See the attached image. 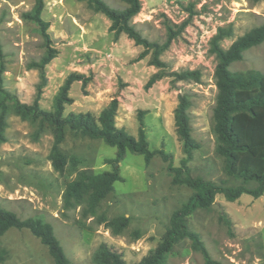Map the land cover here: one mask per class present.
<instances>
[{
	"label": "rangeland",
	"instance_id": "obj_1",
	"mask_svg": "<svg viewBox=\"0 0 264 264\" xmlns=\"http://www.w3.org/2000/svg\"><path fill=\"white\" fill-rule=\"evenodd\" d=\"M42 1L41 17L48 22L57 52L39 68L31 63H38L44 54L43 39L38 25L24 16L36 0H0L1 82L6 90L24 103L37 98L41 108L51 110L66 77L71 72L82 74L84 79L70 86L72 102L64 113L89 111L97 116L116 98V125L137 135L141 114L149 148L171 153L174 166L185 156L174 109L179 97L186 95L191 135L198 143L187 161L191 175L227 185L240 183L225 173L223 158L215 151L212 39L219 28L229 29L231 33L217 41L227 48L236 37L264 24V0H140L141 8L131 22L142 37L162 44L168 29L177 32L159 55L163 67L151 63L152 49L123 32L115 37L111 20L84 1ZM103 1L113 8L126 5L123 0ZM229 69L264 72V41L244 51ZM185 70L198 71L199 80L175 79L173 72ZM154 74L160 77L148 85ZM52 141L49 128L8 114L0 143V206L21 219L37 216L49 221L74 264H94L101 243L121 254L127 264L139 262L158 244L171 213L187 200L191 188L172 182L168 161L159 155L147 163L142 154L127 151L117 164L122 180L114 182L94 215L83 217L80 206H64V188L82 168L111 170L106 159L115 156L116 148L102 139L66 131L60 148L80 162L67 163L60 172L49 159ZM214 203L218 206L198 209L187 218L212 259L217 264H264V192L259 197L243 193L234 201L219 194ZM117 216L127 217L128 223L113 233L108 222ZM0 245L7 252L3 264H53L47 247L26 228H9ZM164 264H204V257L185 238L173 246Z\"/></svg>",
	"mask_w": 264,
	"mask_h": 264
},
{
	"label": "trees",
	"instance_id": "obj_2",
	"mask_svg": "<svg viewBox=\"0 0 264 264\" xmlns=\"http://www.w3.org/2000/svg\"><path fill=\"white\" fill-rule=\"evenodd\" d=\"M81 1H84L94 11L105 14L111 20L110 30H113L115 37L121 32L127 34L136 44L143 45L146 50L152 49L151 63L156 67L165 65L159 55L177 32L168 29L167 40L162 44L150 42L142 37L131 22L133 16L141 8L140 0H123L126 5L121 9L110 7L103 0ZM42 9L43 1L36 0L32 9L24 13L26 18L33 20L38 25L43 39L45 52L38 63H31L39 68L48 63L57 52L51 45L48 22L41 17ZM230 33L229 29L219 28L212 39L211 50L216 57L214 78L217 88L212 110V131L215 135V151L223 158L225 173L239 180V184L227 185L223 182L217 183L191 175L187 161L191 158L192 151L198 148V143L191 135L190 118L187 111L190 100L186 95L179 97L178 104L174 109L176 132L185 153L180 161L181 164L174 166L171 153L166 152L163 148H149L141 114L137 135H132L116 125L115 116L118 108L116 98L111 99L97 116L89 111L65 114V105L72 102V98L69 96L70 86L75 80H83L82 74L71 72L66 77L54 98L51 110L41 108L37 98L30 104L21 102L16 95L2 86L1 47L0 143L4 140L7 116L12 112L24 120L37 121L39 127L45 126L50 129L53 141L49 159L52 167L57 171L62 172L67 163L76 165L80 162L77 156H68L60 148L66 131L89 138H99L106 144L115 147V156L106 159V162L112 166L111 170L95 172L92 169L82 168L76 172L75 177L64 188L62 195L64 206H80L83 217L94 215L100 202L113 190L114 182L122 180L117 164L127 151L142 154L147 163L153 156L159 155L163 160L168 161L167 168L173 173L172 182L185 184L191 188L192 192L187 200L171 213L168 226L158 244L136 264H164L166 255L173 246L185 238L190 239L193 246L201 251L204 264H217L199 239L198 234L189 228L188 216L198 209H208L214 205L215 197L219 194L228 201H234L243 193L259 197L264 192V72L253 69L239 71L229 69L233 62L242 59L244 51L264 41V24L252 27L236 37L227 48L219 46L217 41ZM173 75L175 79H193L195 81H198L200 77L196 70L173 72ZM158 77L160 74H154L149 79L148 85ZM251 182H254L255 185L249 186ZM220 217L230 224V220L224 214H220ZM127 223V217L117 216L108 222V226L113 233H117L126 227ZM11 227L26 228L38 237L40 242L47 247L53 264H74L66 255L49 221L37 216L21 219L13 211L0 206V237ZM6 255V250L0 245V264L4 263ZM93 262L94 264H127L122 255L110 249L106 243L99 245Z\"/></svg>",
	"mask_w": 264,
	"mask_h": 264
},
{
	"label": "water",
	"instance_id": "obj_3",
	"mask_svg": "<svg viewBox=\"0 0 264 264\" xmlns=\"http://www.w3.org/2000/svg\"><path fill=\"white\" fill-rule=\"evenodd\" d=\"M214 206H218L216 203H214Z\"/></svg>",
	"mask_w": 264,
	"mask_h": 264
}]
</instances>
